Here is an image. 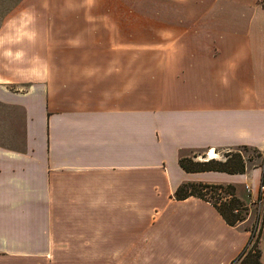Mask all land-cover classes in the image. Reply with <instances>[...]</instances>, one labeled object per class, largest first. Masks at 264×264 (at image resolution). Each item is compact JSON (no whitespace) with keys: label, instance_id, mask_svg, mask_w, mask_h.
<instances>
[{"label":"crops","instance_id":"crops-1","mask_svg":"<svg viewBox=\"0 0 264 264\" xmlns=\"http://www.w3.org/2000/svg\"><path fill=\"white\" fill-rule=\"evenodd\" d=\"M176 1L0 0V264H264L263 169L180 166L264 153V2Z\"/></svg>","mask_w":264,"mask_h":264},{"label":"trees","instance_id":"trees-1","mask_svg":"<svg viewBox=\"0 0 264 264\" xmlns=\"http://www.w3.org/2000/svg\"><path fill=\"white\" fill-rule=\"evenodd\" d=\"M249 150V149H244ZM256 152L261 157L264 153ZM229 154V153H227ZM231 154V153H230ZM180 166L186 172H206L216 171L225 172L228 174H242L245 171V163L239 153L230 155V158L224 161H218L211 159L206 162L193 161L189 158L180 160ZM263 175L262 184L264 183V161L262 162ZM189 196H196L210 202L227 224L234 226L244 220L242 213L246 211L247 206L243 204L235 195L234 188L232 186H214V185H202V184H186L178 188L175 193L177 199H185ZM209 196V197H208ZM255 232V231H254ZM254 232L248 247L239 256L237 261L239 264H261L259 261L260 252L258 249V239L255 238ZM254 238L256 240H254ZM254 240V242H253Z\"/></svg>","mask_w":264,"mask_h":264},{"label":"rangeland","instance_id":"rangeland-1","mask_svg":"<svg viewBox=\"0 0 264 264\" xmlns=\"http://www.w3.org/2000/svg\"><path fill=\"white\" fill-rule=\"evenodd\" d=\"M167 1H168L170 8L176 6V4H175L177 2L176 0L175 1L174 0H167ZM137 3H138V6H140V7H144V4H146L147 8L150 7L149 8L150 11H155V8L159 7V5H160L159 3H161V0H137ZM184 5L188 6V7L191 6V0H185ZM158 14H160V11H158ZM169 14H170L169 16L173 18V19L171 18L172 20L176 19L177 16L175 15V13L173 11L170 10ZM142 33L143 32H138V37H140L142 35ZM211 153H210V155H211ZM230 153L231 154L239 153V155L243 158L244 163L248 166V168L256 167V166L263 168V166H261V165H262V162L264 161V155L259 157L256 154V152H253L251 150H243V149L238 151V152H230ZM230 153L226 154L224 156L225 157L224 159L230 158V155H231ZM210 155L202 156V158L199 157V159H197V160H199L198 162H206L207 159L211 160ZM193 161H195V160H193ZM250 214H251V212L248 211V207H247L246 211L242 213L244 220H246ZM260 216H261V214L258 211V209L255 208L254 210H252L251 219L249 222H250L251 230L255 231V233H254L255 238H256V234L258 233V225H259ZM242 222H239V223H242ZM255 238H254V240H256ZM254 240H253V242H254Z\"/></svg>","mask_w":264,"mask_h":264},{"label":"bare ground","instance_id":"bare-ground-1","mask_svg":"<svg viewBox=\"0 0 264 264\" xmlns=\"http://www.w3.org/2000/svg\"><path fill=\"white\" fill-rule=\"evenodd\" d=\"M210 158H211V159H217V155L214 154V153H211Z\"/></svg>","mask_w":264,"mask_h":264},{"label":"built area","instance_id":"built-area-1","mask_svg":"<svg viewBox=\"0 0 264 264\" xmlns=\"http://www.w3.org/2000/svg\"><path fill=\"white\" fill-rule=\"evenodd\" d=\"M260 1V3H263L264 2V0H259ZM264 190V184H262V186H261V188H260V191L262 192Z\"/></svg>","mask_w":264,"mask_h":264}]
</instances>
